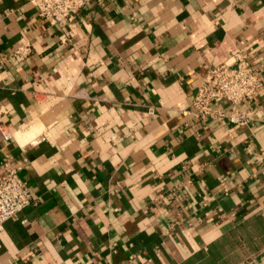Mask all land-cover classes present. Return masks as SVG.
Returning a JSON list of instances; mask_svg holds the SVG:
<instances>
[{"label":"crops","instance_id":"0c3cea01","mask_svg":"<svg viewBox=\"0 0 264 264\" xmlns=\"http://www.w3.org/2000/svg\"><path fill=\"white\" fill-rule=\"evenodd\" d=\"M237 49L264 84V0H93L54 26L0 0V176L33 199L0 264H264V90L248 126L182 112Z\"/></svg>","mask_w":264,"mask_h":264},{"label":"built area","instance_id":"2783aa9c","mask_svg":"<svg viewBox=\"0 0 264 264\" xmlns=\"http://www.w3.org/2000/svg\"><path fill=\"white\" fill-rule=\"evenodd\" d=\"M93 0H32L38 15L50 25L70 22ZM29 51V48H26ZM251 53L237 49L222 64L209 68L192 101V110L182 111L198 119L219 122L226 126H248L251 119L241 111L242 104H250L261 95L264 84L250 61ZM24 52L13 54L15 61H21ZM231 108L229 113L224 107ZM5 139L10 134L2 132ZM44 139V138H43ZM33 203L27 184L19 176V168L9 169L0 176V230L4 224L17 217Z\"/></svg>","mask_w":264,"mask_h":264}]
</instances>
